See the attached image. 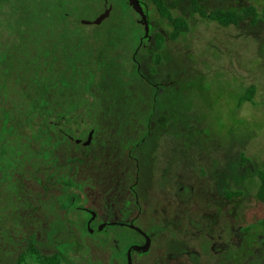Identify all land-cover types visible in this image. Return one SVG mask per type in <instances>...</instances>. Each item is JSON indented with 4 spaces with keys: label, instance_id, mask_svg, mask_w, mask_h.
<instances>
[{
    "label": "rangeland",
    "instance_id": "obj_1",
    "mask_svg": "<svg viewBox=\"0 0 264 264\" xmlns=\"http://www.w3.org/2000/svg\"><path fill=\"white\" fill-rule=\"evenodd\" d=\"M196 1L198 11L191 0H165L189 29L165 41L156 63L152 35L166 36L172 26L153 6L147 38L127 0H0V264H17L30 241L43 254L61 252L62 264H126L128 247L141 235L111 223L125 221L137 206L119 210L112 203L134 181L144 207L166 205L193 218L192 228L195 222L204 228L208 208H221L232 221L227 213L237 211L241 231L232 228L234 240L252 230L243 246L257 239L261 247L246 264H264V203L257 200L264 170V0ZM107 7L100 25L80 26ZM249 7L257 19L236 26L205 16ZM47 11L65 17L44 21ZM60 32L73 42H60L54 37ZM67 152L73 168L65 165ZM172 152L177 189L170 197L173 184L162 165ZM207 165L209 179L198 173ZM237 190L239 199L225 201L226 191ZM71 197L75 204L68 206ZM82 205L97 211L101 229L83 225ZM197 233L215 235L209 227ZM137 255L134 261L143 259Z\"/></svg>",
    "mask_w": 264,
    "mask_h": 264
},
{
    "label": "flooded vegetation",
    "instance_id": "obj_2",
    "mask_svg": "<svg viewBox=\"0 0 264 264\" xmlns=\"http://www.w3.org/2000/svg\"><path fill=\"white\" fill-rule=\"evenodd\" d=\"M140 22L145 27V23L140 17ZM148 28V27H147ZM146 33L148 32V29ZM147 38L149 37L146 34ZM144 40L141 39L140 42L143 43ZM140 75L145 79V75ZM157 85V84H155ZM153 85V86H155ZM157 89L158 86H155ZM173 151V150H172ZM131 159V157L129 156ZM165 158L164 171L165 176L168 177L171 185L170 187V197H172L176 193V172L177 169L174 166V153L172 152L170 155L167 154V158ZM202 170L198 171L203 177L211 178V174L207 166H201ZM163 169L161 173H164ZM220 172L222 170L220 169ZM195 173V172H194ZM196 174V173H195ZM164 178V177H163ZM162 178V179H163ZM135 181L127 183L126 195L122 194L119 196L116 201H113L112 205L116 206L117 209L121 210V208L131 204L133 206H137L136 212L129 213V217L121 222V219L113 220L111 224H121L126 225L131 228L135 233H139L141 235V240L131 244L128 247V252L130 255L132 253H137L140 256L139 258H147L148 262L151 264H246L248 262H253L256 260V250L258 248V240L256 239V243L248 244L247 246H243V242L245 241L246 234H250L252 230H244V235L239 239V241L234 240V235L232 234V228L240 229L241 226H236L239 217L237 211L233 213H227L229 215L233 214L234 220H227L226 213H223L221 208H208L209 215L211 219H205V226L200 227V224L195 225V227H190L188 222L192 221V219L184 216L182 219L178 213V211H173L169 213L167 206H162L161 209L158 208L157 205H153L150 209H147L145 203H143L144 198H139V193L134 187ZM238 191V190H237ZM226 191L223 194L225 201L230 202L235 198L239 199L241 196L238 195L227 197ZM116 197H113L115 200ZM130 205V206H131ZM81 211L80 213L87 215L86 218L83 219V225L93 231L94 228L101 229L104 224L97 223L98 213L93 207H89L86 205H82L78 207ZM216 215V216H215ZM83 216V215H82ZM215 216V219L221 217L220 223L221 225L218 227L217 222H215L212 218ZM138 221V222H137ZM95 225V226H94ZM107 225V224H106ZM94 226V228L92 227ZM207 227L212 228L215 232L214 236H207L206 238H198L196 235L197 232L201 229L204 230ZM227 232V240H223L221 238V233ZM237 235V233H235ZM150 240V247L148 251H139L137 247L145 244L146 238ZM154 238V239H153ZM155 240V241H154ZM154 252V254H152ZM143 259H138L137 262L134 261L131 257L132 264H143L145 261ZM126 264H128V253Z\"/></svg>",
    "mask_w": 264,
    "mask_h": 264
},
{
    "label": "trees",
    "instance_id": "obj_3",
    "mask_svg": "<svg viewBox=\"0 0 264 264\" xmlns=\"http://www.w3.org/2000/svg\"><path fill=\"white\" fill-rule=\"evenodd\" d=\"M128 3L132 6V8L136 11V13L139 15V17L142 18L143 22L145 23L144 30L147 28L148 32L146 33V30L142 34H149L151 31V11H150V6H153L154 10L161 18H165L166 20L169 21V23L172 26V31L168 35H163L160 32H155L152 35L153 43H154V48L156 49V59L155 62H159V55L158 52L164 47V43L167 39H170L172 41L177 40L179 37H181L184 33H186L189 29V24L188 21L181 17V16H175L171 12V10L168 8L166 5L165 0H127ZM192 4L194 6V10L198 11L199 7L197 5L196 0H191ZM208 18L212 19L215 21L217 24L221 26H236L238 23L248 17H250L253 21L257 19V14L256 10L253 7H249L240 11H235V10H227V11H222V10H216V11H210L205 14ZM65 15L62 13L56 14L52 13L50 11H47L44 13L43 18L44 21L51 20L53 18H58L60 21H63ZM43 21V22H44ZM55 38H57L60 42L63 43H69L73 42L70 40L68 34H63L60 32V34L54 35ZM146 36H143L142 39H145ZM66 46L65 48H67ZM64 48V49H65ZM152 73H155V68L152 69ZM146 80L150 83L148 78L146 77ZM158 85V84H157ZM255 93V87L250 86L246 89L245 92V97L248 98V101H251L253 99V95ZM67 140L74 141L72 139L71 134H64ZM51 148H54L53 144H50ZM65 165L67 168H73L74 167V158H72V155L67 152L65 155ZM45 157V155H44ZM54 157H52L53 161ZM73 163V166L71 165ZM63 164L60 163V171H63L62 168ZM258 178H259V186L257 190V200L261 203H264V170H259L258 171ZM66 183L68 185H71L72 182L70 180H67ZM235 196L237 197L238 195L242 196V193L240 191H231L227 192V197L229 198L230 196ZM75 204L74 198H70V201H68V206H72ZM264 226V221L262 222ZM28 258L34 259L38 264H62V253L58 252L53 255H48V254H43L40 252L39 248L35 243L32 241L29 242L28 247L26 250L19 255L17 264H28L27 260Z\"/></svg>",
    "mask_w": 264,
    "mask_h": 264
},
{
    "label": "water",
    "instance_id": "obj_4",
    "mask_svg": "<svg viewBox=\"0 0 264 264\" xmlns=\"http://www.w3.org/2000/svg\"><path fill=\"white\" fill-rule=\"evenodd\" d=\"M110 11H111V7H107L100 14H98L91 20L84 19V18L80 19L79 24L81 27H86V26L96 27L100 25L106 18H108V16L110 15ZM91 135H92V131H90L89 133V137H88L89 139L91 138ZM149 247H150V240L147 237L145 244L137 247V249L139 251L145 252V251H148ZM128 264H132L131 255L129 252H128Z\"/></svg>",
    "mask_w": 264,
    "mask_h": 264
}]
</instances>
